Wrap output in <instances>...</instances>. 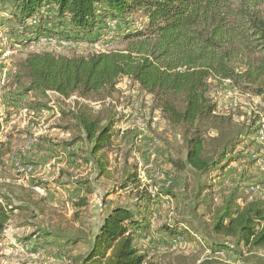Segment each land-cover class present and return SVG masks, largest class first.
<instances>
[{"label": "trees", "instance_id": "obj_1", "mask_svg": "<svg viewBox=\"0 0 264 264\" xmlns=\"http://www.w3.org/2000/svg\"><path fill=\"white\" fill-rule=\"evenodd\" d=\"M7 1L10 11L4 14L5 0H0V49L3 34L7 39L19 36L24 42H31L33 37H53L110 45L114 38L124 45L121 50L82 56L28 54L14 70L9 96L15 106L28 98L32 109L28 111L39 114L51 110L49 93L55 94L57 104L72 96L86 101H75L67 110L59 108V118L71 139L65 147L89 146L94 158L131 133L122 131L127 117L118 114L113 104L117 85L121 79H128L150 96L151 110L159 111L162 120L179 134L185 156L173 163L175 170L205 178L194 194L196 206L205 204L209 213L207 221L200 220L202 229L176 220L158 225L156 235L164 237L168 247L183 237L204 244L206 239L198 237L203 232L212 240L208 245L212 253L230 252L240 246L249 252L264 249V200H246L234 188L220 195L218 205H212L211 182L224 178L230 172L229 164L242 158L236 150L243 140L240 129L223 131L230 119L217 113L210 94L212 82L222 87L227 81L228 89L257 97L264 105V0ZM134 16L141 23L137 24ZM107 20L114 21L115 26L108 27ZM92 103H98L99 108L93 109ZM99 164L104 172L106 166ZM135 169L136 164L130 167L119 189L132 186V190H139ZM172 186L154 195L145 186L136 195L134 206L116 203L108 207L90 249L73 264H158L137 239L158 218L155 206L170 200ZM203 191L210 198L200 197ZM86 194H90L88 189ZM86 204V195L73 203L76 208ZM24 210L0 191V244L15 211ZM205 216L197 215L198 219ZM48 235L41 233L37 242H56ZM220 238L231 244L220 242ZM203 264L220 263L206 259Z\"/></svg>", "mask_w": 264, "mask_h": 264}, {"label": "rangeland", "instance_id": "obj_2", "mask_svg": "<svg viewBox=\"0 0 264 264\" xmlns=\"http://www.w3.org/2000/svg\"><path fill=\"white\" fill-rule=\"evenodd\" d=\"M2 11L4 14L10 11L7 0ZM134 20L137 24L141 23L136 17ZM2 37V45L8 54L0 59V191L8 194L14 205L25 210L20 213L15 211L16 216L4 233L0 244V264H73L86 255L107 206L113 203L134 206L136 195L142 191V187L145 188L144 181L140 182L139 190H132V186L121 190L118 184L124 180L125 174L137 160L146 161L153 141L157 143L153 169L171 175L172 195L170 200H164L155 206L158 218L152 220L150 233H145L143 242L138 241L137 244L146 245L144 250L158 264H203L206 259H215L220 264H264V249L249 252L240 246L231 248L230 252L212 253L208 246L212 240L203 232L198 237L202 241L206 239L204 244L183 237L178 238L174 249H169L164 237H158L162 244L157 240L155 228L164 222L183 220L194 228L202 229L200 220L207 221L209 213L205 212V204L196 206L194 194L205 178L186 170H175L173 163L183 160L185 156L184 144L179 134L162 120L159 111L151 110L150 96L142 94L128 79H121L117 85L118 93L113 104L118 114L127 117L126 122L121 125L122 131L131 133L127 139L116 140L110 148L94 158L90 156L89 146L79 148L76 154L67 156L65 144L71 139L63 130L65 123L59 118V108L67 110L72 105L65 102L57 104L56 96L49 94L51 102L48 106L51 110L37 115L30 112L31 101L28 98L16 106L10 101L16 63L28 54L52 52L67 57L82 56L94 51L121 50L123 44L113 38L110 45L79 43L75 47L52 48L49 45L24 42L19 36L7 39L3 34ZM226 88L224 85L215 86L212 82L210 94L217 113L230 119L222 127L223 131L236 132L240 129L242 135L239 138L243 140V144L237 148L236 153L242 158L229 164L227 171L230 172L224 178L210 181L214 183L212 205H218L220 195L234 188L241 197L249 200L252 197L248 194L247 187L258 177L249 157L260 148L256 144V133L260 127L258 121L264 116V105L257 97H245L231 89L227 92ZM234 100H237V105L230 108L228 104ZM106 102L112 100L107 99ZM135 103L137 107L134 106ZM98 105L91 104L95 110L99 108ZM245 131L255 132L247 136L243 134ZM139 135L140 141L137 139ZM34 138L37 141L30 145L28 142ZM66 158H71L72 162L64 163ZM15 160L32 165L34 173L27 179L20 177L13 168ZM99 163L106 166L104 172L100 170ZM135 172L137 173L136 169ZM144 175L148 176L146 171ZM36 183L43 185L41 188L45 191L44 196L31 189ZM87 189L90 194H86ZM205 193L203 191L200 197L210 198ZM85 195L86 206L76 208L73 203ZM202 213H206V216L198 219L197 215ZM41 233H49L48 239L56 242L46 245L37 242ZM220 242L231 244V241L222 238ZM19 245L28 250L25 253L17 251L16 247H20ZM33 247L36 248L35 251L32 250Z\"/></svg>", "mask_w": 264, "mask_h": 264}, {"label": "built area", "instance_id": "obj_3", "mask_svg": "<svg viewBox=\"0 0 264 264\" xmlns=\"http://www.w3.org/2000/svg\"><path fill=\"white\" fill-rule=\"evenodd\" d=\"M106 24L110 28H113L115 26L114 21L107 20ZM2 42H3V38H2ZM31 43L35 45L37 44L49 45L52 48H69L79 45V43L73 40L53 38V37H39V38L33 37ZM91 45L95 46L97 44L95 43ZM4 51L5 48L1 43L0 59H3L4 57L7 56L8 53ZM94 52H100V51H94ZM227 83L228 82L226 81L223 85L226 86ZM227 89L228 88H226L225 91L230 92L229 89L228 90ZM233 93L237 94L235 92ZM227 94L230 95V93ZM75 101L86 103V101L78 99L76 96H72L69 99L64 100L65 103L72 105V107L74 106ZM228 105L230 108H235L237 105V100H234ZM134 106L137 107L138 105L135 103ZM258 122L260 127L258 128V131L256 133V144H259L260 148L255 153H251L249 157V160L252 163L253 167L255 168V170H257L258 177L251 184L248 185L247 191L250 194V197H258L264 200V116H261ZM137 139L140 141L141 135H139ZM35 141H37V138H34L32 141L30 140L28 143L31 145V142H35ZM156 144L157 143L153 141V147L150 149L146 161L145 160L136 161L137 176L140 182L143 183L144 181L146 183V187L152 195L156 193H160V191H165L169 189L173 183L171 175L165 173L164 171L153 169L155 163ZM13 168L16 174L26 179L34 173V167L32 165L22 163L21 161L18 160L14 161ZM145 171L147 172L148 176L144 175ZM31 189L34 190L40 196L45 195V191L39 186H32ZM177 240L178 239L173 240L171 244L168 246V248L174 249L177 245L176 242ZM16 250L25 253L28 249L27 247L20 246V247H16Z\"/></svg>", "mask_w": 264, "mask_h": 264}, {"label": "crops", "instance_id": "obj_4", "mask_svg": "<svg viewBox=\"0 0 264 264\" xmlns=\"http://www.w3.org/2000/svg\"><path fill=\"white\" fill-rule=\"evenodd\" d=\"M77 149H79V145H74L72 148H67V156L68 155H71V154H76V150ZM65 162H68V163H71L72 162V159L71 158H66V159H64V163ZM40 164H42V163H40ZM78 190V189H77ZM114 204H116V203H113V204H109L107 207H110V206H112V205H114ZM108 209V208H107ZM107 209L105 210V213L103 214V217H104V215L106 214V212H107ZM150 228H151V226H150ZM150 228L148 229V231H145V232H143V233H141L140 235L138 234V239H137V241H142L143 242V236H145L144 234L146 233V234H149L150 233ZM139 233V232H138ZM158 235L156 236V238H157V240H158ZM161 244H162V240H158ZM165 241H167V240H165ZM141 246H143L144 248H145V246L146 245H143V244H141ZM215 254H218V253H215Z\"/></svg>", "mask_w": 264, "mask_h": 264}]
</instances>
